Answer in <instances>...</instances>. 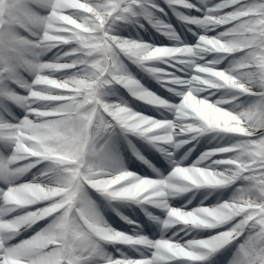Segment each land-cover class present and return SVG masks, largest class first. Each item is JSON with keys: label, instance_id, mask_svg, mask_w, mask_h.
Wrapping results in <instances>:
<instances>
[{"label": "snow or ice", "instance_id": "1", "mask_svg": "<svg viewBox=\"0 0 264 264\" xmlns=\"http://www.w3.org/2000/svg\"><path fill=\"white\" fill-rule=\"evenodd\" d=\"M164 4L194 42L156 16L167 13L155 0H0V264H264V0ZM141 20L174 44L120 34L128 24L143 29ZM124 60L178 102L145 88ZM116 85L172 119L107 101L105 89ZM208 134L230 142L188 165V153L174 159ZM129 136L160 152L170 172L125 169L117 143ZM201 189L231 195L191 208V199L179 208L169 202ZM88 190L108 206L136 204L159 237L115 208L134 228L112 227Z\"/></svg>", "mask_w": 264, "mask_h": 264}, {"label": "bare ground", "instance_id": "2", "mask_svg": "<svg viewBox=\"0 0 264 264\" xmlns=\"http://www.w3.org/2000/svg\"><path fill=\"white\" fill-rule=\"evenodd\" d=\"M157 2H160V3H162V2H164V0H157ZM193 2H195V0H193ZM196 31H199V29H196ZM147 43H149V44H152L151 42H148V41H146ZM132 64V63H131ZM135 65V64H134ZM159 65H162V64H157L156 66L158 67ZM138 67V66H137ZM139 68V67H138ZM140 69V71L143 73V74H148V73H146V72H144L141 68H139ZM111 95H115V96H117L116 95V92H113V93H111ZM202 95H208L207 93H203ZM221 95V93H219V92H217L214 96H212L211 97V99H213V100H215V99H217L219 96ZM178 98V97H177ZM179 99V98H178ZM176 102H178V101H175V102H173V103H176ZM225 107H227V106H225ZM166 113H167V119H172V114L170 113V112H167L166 111ZM209 136H211V137H214V135L213 134H208V135H205V136H203V138H205L206 139V137H209ZM216 138H215V142H217L218 140H220L222 137H220V136H215ZM226 138V137H225ZM121 149H122V151H123V154H126V153H128V151H129V141H136V142H141V143H143V144H147L146 142H144L143 140H141V139H139V138H137V137H134V136H129L128 138H127V141H125L124 140V138L123 137H121ZM195 143V142H194ZM201 144H202V142H201ZM148 145V144H147ZM201 154V153H200ZM199 154V155H200ZM119 155V154H118ZM199 155L195 158V159H193V161H195L198 157H199ZM127 157L128 156H130V154H127L126 155ZM173 156H174V159H176V160H180L182 157H184L182 154H178V153H173ZM119 157H120V160H121V163L123 164V166H124V168H126L127 166H129V163L127 162V161H123L122 159H121V156L119 155ZM165 161H166V164L169 166V168H171L172 167V165L168 162V160L165 158ZM192 161V162H193ZM191 162V163H192ZM183 163L185 164V161L183 160ZM190 163V164H191ZM150 170L151 171H149V173L152 175V177H155L156 176V172H154L153 171V168H150ZM159 172V171H158ZM160 173V175H162V176H166L167 174H163V173H161V172H159ZM29 176H30V179H31V174H29ZM206 190V189H205ZM191 193H193V192H189V193H186V194H189V195H191ZM194 193H197V192H194ZM229 195H231V190L229 189V192H228V196ZM116 203H118V204H120L121 206H126V205H136V204H134V203H119V202H113V204H116ZM147 207V206H146ZM152 210H154V209H152V208H148V211H152ZM155 211H157V210H155ZM160 211V210H159ZM161 212V211H160ZM173 231V230H172ZM172 231H167L166 233H165V235L166 236H170L171 235V233H172ZM203 233H201V235H202ZM195 235H197L195 232L194 233H192L191 234V236H195ZM181 236H183V233H181ZM185 239H188L189 237H184Z\"/></svg>", "mask_w": 264, "mask_h": 264}, {"label": "rangeland", "instance_id": "3", "mask_svg": "<svg viewBox=\"0 0 264 264\" xmlns=\"http://www.w3.org/2000/svg\"><path fill=\"white\" fill-rule=\"evenodd\" d=\"M159 15V13H157V15L156 16H158ZM145 26V25H144ZM183 38H184V40L186 41V42H188V43H192V42H194V37L191 35V33H189V32H186L184 35H181ZM131 38V37H130ZM182 40V39H181ZM123 89V88H122ZM125 90V89H124ZM168 99H175V97L172 95V93H170L169 95H168ZM126 102V101H125ZM134 102H135V104H136V106H138V105H140L141 104V101L139 102V101H137L136 99H134ZM229 142H230V140H229ZM228 142V143H229ZM220 191H222V190H220V189H218V190H216V191H213V192H211L210 194L208 193V192H205V195H206V199H208V203L206 204V205H209V204H215L216 202H217V200H223V199H226V198H224V195H220ZM205 195H203V196H205ZM202 197V196H201ZM210 198V199H209ZM202 199H204V198H202ZM37 228L36 227H34L33 229H32V232H30V233H28L29 235H28V237L29 236H31V234L32 233H34L35 232V230H36ZM26 233V234H27ZM26 234H24V235H26ZM23 238L21 237V236H19V237H17V241H21Z\"/></svg>", "mask_w": 264, "mask_h": 264}]
</instances>
